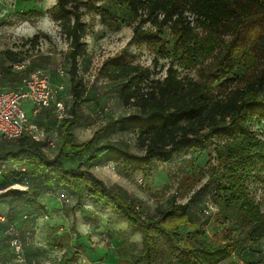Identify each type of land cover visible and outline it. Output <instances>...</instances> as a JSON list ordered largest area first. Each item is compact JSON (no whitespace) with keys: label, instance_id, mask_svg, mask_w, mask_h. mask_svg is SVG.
<instances>
[{"label":"trees","instance_id":"obj_1","mask_svg":"<svg viewBox=\"0 0 264 264\" xmlns=\"http://www.w3.org/2000/svg\"><path fill=\"white\" fill-rule=\"evenodd\" d=\"M90 13L115 30L134 24L128 45L136 49L149 47L171 62L182 61L181 67L200 65L196 78L181 77L170 66L162 79L149 81L148 70L126 50L103 62L99 74L120 83L117 98L134 111L112 122L113 128L122 135H134L141 155L120 143H99L98 133L86 142H73L86 94L78 70L79 62L87 61L84 39L89 29L83 18ZM25 14L40 16L42 12L30 9ZM48 14L68 44L65 58L72 104L61 121L65 133L55 156L45 143L25 136L0 143V164L6 165L0 177L4 229L13 228L25 241L32 237L36 221L54 210L72 221L60 241L53 237L51 246L69 250L70 231L81 237L75 226L79 219L90 229L103 227L101 234L115 255L128 264H264L260 259L229 260L242 251L235 245L241 236L253 245L264 239V209L251 199L247 187L264 173V141L251 130L254 120H264V0H56ZM164 31L174 42L170 50L167 44L155 43L162 41L159 35ZM198 33L203 41H196ZM37 39L34 35L25 46ZM27 55L24 50L0 52V90L16 89L25 75L40 69L34 62L23 71L12 69ZM48 116L53 117L46 109L32 119L46 133L51 130L44 123ZM184 152H205L216 159L219 168L212 169L207 179L210 196L219 222L234 228L232 243L209 247L197 238L198 233L182 235L180 231L193 223L191 206L198 192L185 204H176L171 196L166 208L147 216L139 209L140 201L128 199L119 187H108L90 170L111 163L124 176L136 172L146 176L157 170L158 163ZM13 185L26 190H12ZM62 192L75 199L74 205L52 195ZM122 224L131 232L123 231ZM135 233L139 243L134 241ZM78 243L74 248L85 250L86 244Z\"/></svg>","mask_w":264,"mask_h":264},{"label":"rangeland","instance_id":"obj_2","mask_svg":"<svg viewBox=\"0 0 264 264\" xmlns=\"http://www.w3.org/2000/svg\"><path fill=\"white\" fill-rule=\"evenodd\" d=\"M55 1L0 0V52L4 50L26 51L28 55L23 61L29 65L31 62L39 64V68L48 73L54 90L57 91V87L62 88L59 91V97L70 108L72 99L67 75L69 65L65 58L68 44L59 27L51 21L48 14L53 8ZM30 9L41 11L42 14L40 16H24L26 11ZM83 21L88 25L89 29L88 36L84 39L87 45V61L79 62L78 76L86 87V94L82 108L78 111L80 127L73 130V142L76 144L86 142L95 133H98V138L100 137L99 143L103 142L102 144L108 143L110 145L120 143L131 153L141 155L142 150L138 147L134 135H122L117 129L113 128L112 122L131 115L134 111L132 107L124 105L118 100L116 92L120 87V83L109 82L99 74V69L103 62L107 58L118 55L122 50H126L135 63L148 70L149 81L162 79L166 69L170 66H173V69H176L181 77L196 78L200 65H195L196 63H194L188 68L181 67L183 65L182 61L180 63L178 61L171 62L169 57L160 56L155 50H150L149 47L136 49L128 45L134 24L122 26L119 30H115L114 26L102 24L96 13L86 15ZM34 35L38 36L37 42L25 46L26 41ZM159 37L162 41L156 39L155 43L158 45L167 44L166 48L170 50L174 42L169 36V32L164 31ZM195 39L199 42L203 41L204 38L202 34L198 33L195 35ZM208 61L206 60L201 65H205ZM60 70L63 74L59 73ZM26 111L29 113V107H26ZM44 121L46 126L51 128L48 134L56 145L48 153L51 156H55L61 147L65 127L62 122L57 123L52 116L46 117ZM109 123L112 126H108ZM251 130L258 139L264 141V120H254ZM157 167L156 171L146 176H143L140 172L124 176L111 163L92 167L90 170L108 187L114 189L119 187L126 192L128 199L140 201L139 209L147 216L154 215L158 208H166L171 196L175 197L176 204H185L193 194L198 192L191 206L193 223L190 225L191 228L185 227L180 231L182 235L185 236L189 232L192 234L198 233L196 234L197 238L201 239L209 247L220 246L225 244V242L232 243L236 240V235L230 234L231 230L234 229L233 226L219 222L218 210L213 205L210 196L208 174L212 169L218 170L219 168L215 158H212L211 155H206L205 152L201 154L184 152L173 157L167 163H158ZM258 177L259 180L257 181H249L247 187L251 199L255 203H260L261 209H264V173L259 174ZM9 188L16 191L26 190L21 185H13ZM52 195L54 197L59 195V201H67L70 206L75 203V199L69 197L66 193H53ZM50 196L45 195L44 197ZM207 204L214 206L210 216H204L202 213V209ZM3 215L4 210L0 207V217L2 218ZM55 217L54 210H48V213L42 215L41 230H44V236L40 237V240H36L35 245L31 241L32 238L31 240L25 239L23 241L24 252L25 250L26 252L27 250L30 251L32 248L31 254H36L34 251L36 248L42 250L37 257L33 254L31 261L26 258V264H75L77 261L90 264L88 259L90 252L87 251L85 254V250L81 247L74 248L73 246L79 245L78 241L80 240L85 244L86 238L84 236L86 234H82L81 236L83 237L77 238V234L70 231L71 245L69 250L49 244L56 233L58 235L60 231V222H55ZM71 221L72 219L69 218L66 230H70ZM50 222L57 223L58 226L56 228L49 227L45 230L44 226L48 227ZM78 223L80 225L82 222L78 219L75 222L76 225H74L84 232L83 228L80 227L82 224L79 226ZM50 229L53 232H50ZM88 240L90 242H87L91 247L100 243V240L93 239L92 235L89 236V234ZM7 242L8 235L4 229V222L0 221V264H19L15 261L13 255L9 253ZM235 245L237 248H241L242 251L240 250V254L234 252L229 260H264V239L253 245L241 236ZM75 251L77 252L75 253ZM71 255H74L72 259H70ZM111 260V258L103 259V264H111Z\"/></svg>","mask_w":264,"mask_h":264},{"label":"built area","instance_id":"obj_3","mask_svg":"<svg viewBox=\"0 0 264 264\" xmlns=\"http://www.w3.org/2000/svg\"><path fill=\"white\" fill-rule=\"evenodd\" d=\"M29 64L25 61L12 65L14 71H23ZM60 74L63 72L60 70ZM51 85L48 73L42 69H34L25 75L16 89L0 90V143L14 141L20 137H27L36 143H45L48 150L56 145L45 130L32 121L44 110L49 109L57 123L68 116L69 108L60 99L59 91ZM29 107V113L26 111ZM6 173V165L0 164V177ZM214 206L205 205L202 213L210 216ZM3 222V218L0 217ZM8 235L7 246L15 261L26 264L24 244L13 228L6 231ZM75 264H83L76 262Z\"/></svg>","mask_w":264,"mask_h":264},{"label":"crops","instance_id":"obj_4","mask_svg":"<svg viewBox=\"0 0 264 264\" xmlns=\"http://www.w3.org/2000/svg\"><path fill=\"white\" fill-rule=\"evenodd\" d=\"M55 215H56L55 222H60V223H62V224L65 225L64 228H60L59 229L60 231H59L58 235L56 233V235L58 237H60V238H58V241H60L61 236L63 235L62 234L63 231H65L66 228L68 227V218H63L60 213L55 214ZM80 222H82L81 223L82 225L80 224L81 225L80 226L79 223H78V225L83 228L84 232H82L81 229L78 226L76 227V230H77V232H79V235L80 236L82 234H84V235L86 234L84 236L86 238L85 254H86L87 251L90 252V255H88V259L90 261V264H103V259H109V258L112 259L111 260V264H128L124 259H120V258H118L115 255L114 248L112 246H110V244L108 243V239L106 237H104L103 234H101V232L103 231V227H100V228L94 230V229H90L89 228V225H88L87 222H83V221H80ZM42 223H43V220L42 219H38L36 221L35 227H34V232H33V235L31 237L32 240H31V238H29L31 241L34 242V245H35V241L36 240H40V237H43L44 236V234H43L44 233V230L43 231L41 230V224ZM53 224H54V222L53 223L50 222L49 225H48V227L47 226H44V229L47 230L49 227L51 228ZM19 225H20V223L17 224V226H19ZM119 227L123 231H125V232H131V230L125 224H122ZM22 230H24V227H22ZM52 231L53 230L50 229V232H52ZM88 234H89V236L92 235L93 239L100 240V243H97L96 245H94L93 247H91V245H89V243H88V242H90L88 240ZM81 237H83V236H81ZM139 240L140 239H139L138 233H135L134 234V241L136 243H139ZM31 249H30V251L27 250V252L25 250L26 258H28L29 261H31L30 259L32 258L33 254H35V253H32L31 254ZM89 249L90 250L92 249V250L90 251ZM8 251H9V249H8ZM34 251L36 252L35 257L39 256V253L41 254V252H42V250L39 249V248H36ZM9 253L11 254L10 251H9ZM103 256H104V258H103Z\"/></svg>","mask_w":264,"mask_h":264}]
</instances>
